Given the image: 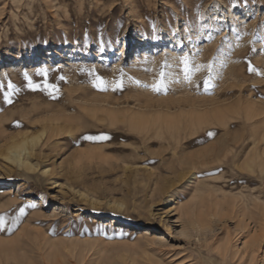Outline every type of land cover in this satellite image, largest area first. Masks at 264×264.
<instances>
[{
	"label": "rangeland",
	"instance_id": "1",
	"mask_svg": "<svg viewBox=\"0 0 264 264\" xmlns=\"http://www.w3.org/2000/svg\"><path fill=\"white\" fill-rule=\"evenodd\" d=\"M0 217V264H264V0H0Z\"/></svg>",
	"mask_w": 264,
	"mask_h": 264
},
{
	"label": "bare ground",
	"instance_id": "2",
	"mask_svg": "<svg viewBox=\"0 0 264 264\" xmlns=\"http://www.w3.org/2000/svg\"><path fill=\"white\" fill-rule=\"evenodd\" d=\"M247 11V10H246ZM157 44H159V43H157ZM141 55H147V51H146V47H143V45L142 44H139L135 49H134V51H133V53H132V55H131V59H132V61H134V62H136V61H140V56ZM149 55V54H148ZM147 55V56H148ZM150 56V55H149ZM142 57V56H141ZM151 57V56H150ZM236 77V76H235ZM242 80V79H241ZM224 96V95H223ZM228 97V96H227ZM184 98V97H183ZM181 101V100H180ZM176 102H178L177 100H176ZM252 103V102H251ZM209 104H212V106H211V108L209 107ZM223 104V103H222ZM228 105H229V103H228ZM183 106H186V108H187V110L184 112V111H181L180 112V114L182 115V117L180 118H178V120L179 121H181V119L183 120V118L186 120V123L184 122L183 124L185 125V128L184 129H188V131L189 132H198V130L199 129H203V131L204 132H211L212 131V129L209 127V126H205V127H202V125L203 124H207V122L208 121H210V120H214V119H218L219 120V122H221L220 123V127L222 126L223 127V129H225L226 130V126H227V122L224 120L225 118L222 116V115H224V113L228 110V108H230L229 106H222L221 104H214V102H208L207 103V100H198V99H191V100H184V102H183ZM232 106V105H231ZM256 106V105H255ZM250 107V106H249ZM249 107H245L246 109H245V111L248 113V114H245V117L246 118H248L249 119V117H251V119H252V117L254 116V115H256V114H253V116L251 115L254 111H252L251 110V108H249ZM178 108V107H177ZM183 108V107H182ZM238 108V107H237ZM185 109V108H184ZM239 110V109H238ZM249 110H251V114H249ZM258 110V109H257ZM244 111V110H243ZM103 112H104V110H103ZM102 112V113H103ZM110 112V111H109ZM257 112V111H256ZM258 113V112H257ZM260 113V112H259ZM108 114V113H107ZM234 114V113H233ZM238 114V113H237ZM243 114V115H244ZM109 115V114H108ZM112 115V114H111ZM114 115V114H113ZM180 115V116H181ZM240 115V114H239ZM249 115H251V116H249ZM128 116V115H127ZM145 116V115H144ZM149 116V115H148ZM159 116V115H158ZM179 116V115H178ZM115 117V116H114ZM117 117V116H116ZM141 117V116H140ZM156 117V116H155ZM164 117V116H163ZM125 118V117H124ZM129 118V117H128ZM159 118H160V116H159ZM165 118V120H164V123L167 125V127H169V126H172V125H175V123H176V121H178L177 120V116H165L164 117ZM167 118V119H166ZM244 118V117H243ZM242 118V119H243ZM108 119V118H107ZM133 119V118H132ZM140 119V118H139ZM144 119H146L145 117H144ZM157 119H158V117H157ZM157 119L154 121V119H153V123H154V125H155V123L157 122ZM122 120H125V119H122ZM129 120V121H128ZM127 120V123L125 124L126 126H128L127 128H132V129H135V131H139V133L138 134H143L141 137H142V140H143V142H145L146 141V139H147V130H148V132H149V127L151 126V124H153V123H146L145 122V124H143V123H137L136 122V120H130V119H128ZM159 120V119H158ZM217 120V121H218ZM116 121L117 120H115V119H112L111 120V125L113 126L114 124H116ZM215 121V120H214ZM213 121V122H214ZM223 121V122H222ZM125 122V121H124ZM161 122V121H160ZM211 123V122H210ZM209 123V124H210ZM212 124V123H211ZM154 125H152V126H154ZM157 125V124H156ZM178 125L180 126V124H179V122H178ZM176 126H177V124H176ZM218 126V125H217ZM160 127V126H159ZM178 127V126H177ZM202 127V128H201ZM131 129V130H132ZM219 129V128H218ZM210 130V131H209ZM145 131V132H144ZM184 131V130H183ZM228 131V130H227ZM226 131V132H227ZM43 134H45L44 135V141L43 142H41V146H44L47 142H49L50 140H51V138H54L55 136H58V135H61V134H63V132H43ZM42 134V135H43ZM27 136V135H26ZM39 138V135L38 136H28V137H25L23 140H22V142L20 143V146H23L24 148H22V149H25L26 150V148H25V146L28 144V143H32V144H36L35 142H37L38 139ZM64 138V137H63ZM173 138H174V140H177L178 139V137H176V136H173ZM37 140V141H36ZM171 141V140H170ZM169 141V142H170ZM13 146V145H12ZM165 146V145H164ZM166 147V146H165ZM16 148V147H15ZM213 148H215V147H213ZM213 148H211V147H209V148H204V149H201V150H199V151H196V154H195V156L194 157H196V158H193L192 156H190V158H189V161H187V160H185L184 162H183V164L185 163V164H187V165H189V166H191V168H196V164H195V162H194V160L195 159H200V158H205V156L206 155H208V154H210L211 153V151H213ZM21 149V148H20ZM231 149V148H230ZM248 149H249V147H248ZM15 150V149H14ZM255 151V150H254ZM258 150L256 149V152H257ZM14 152V151H13ZM16 152V151H15ZM14 152V153H15ZM195 152V151H194ZM255 152V153H256ZM18 153V152H17ZM17 153H15V154H13L12 155V157H13V159L12 160H15L14 162H16V163H19V165L21 166H25V167H27V168H29V169H31V168H33V165L32 164H30L27 160H21V158H20V156H18L17 155ZM246 154V153H245ZM251 154V153H250ZM254 154V153H253ZM174 155V154H173ZM223 155V154H222ZM248 155V154H247ZM209 156V155H208ZM252 157V156H251ZM250 157V158H251ZM255 157H257V155L255 156ZM177 158V157H176ZM249 158V157H248ZM258 158V157H257ZM256 159V158H255ZM179 160V159H178ZM177 160V161H178ZM207 160V157H206V159H205V161ZM200 161H198V163H199ZM207 162V161H206ZM203 163V164H200L201 166L202 165H206L207 163ZM197 170V169H196ZM47 170H45V172H46ZM191 171V170H190ZM194 199H195V197H193ZM185 206V205H184ZM184 206H182V205H179L178 204V207L179 208H183ZM187 213V212H186ZM135 226H137V225H135ZM143 232L144 233H142L143 235H145V234H148V231H147V228H145L144 230H143ZM158 240H160V241H163L164 242V240H166L165 239V236L164 235H159L158 236ZM253 251V250H252Z\"/></svg>",
	"mask_w": 264,
	"mask_h": 264
},
{
	"label": "snow or ice",
	"instance_id": "3",
	"mask_svg": "<svg viewBox=\"0 0 264 264\" xmlns=\"http://www.w3.org/2000/svg\"><path fill=\"white\" fill-rule=\"evenodd\" d=\"M157 90H159L157 88ZM90 139H94L93 137H89ZM100 138H105V137H100ZM4 223V218L3 217H0V224H3Z\"/></svg>",
	"mask_w": 264,
	"mask_h": 264
}]
</instances>
